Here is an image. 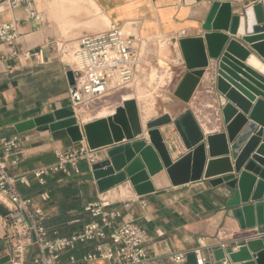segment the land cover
I'll return each instance as SVG.
<instances>
[{
	"label": "crops",
	"instance_id": "crops-1",
	"mask_svg": "<svg viewBox=\"0 0 264 264\" xmlns=\"http://www.w3.org/2000/svg\"><path fill=\"white\" fill-rule=\"evenodd\" d=\"M4 1L0 0V24L14 20L19 22V38L13 50L20 55L18 58L0 62V139L17 135L16 124L72 106L67 78V72L71 68L61 59L58 48L59 41L65 37L63 25L55 16L57 8L67 5L83 8L88 2H95L110 20L112 27L136 22L138 23L136 32L144 38L179 41L184 38H198L205 34L202 27L215 2L230 3L236 10L234 13L242 12L256 2H264V0H62L57 3L59 7L51 8L48 5L42 7L41 12L45 21L38 23L27 20L23 8L3 7ZM236 38L240 36L237 35ZM39 49L44 54L42 65L35 59H26L22 55L26 51ZM11 51L6 46H0V56H5ZM171 62L165 76L158 73L156 81L164 83L174 76L172 88L174 96L186 68L184 62L181 63L174 75L173 69L179 62L177 65H172ZM213 70L214 65L211 64L208 72L212 73L200 81L190 103H185L174 96L168 111L153 119L169 115L175 121L191 112L205 136L222 132L220 128L222 105L214 89ZM134 99L138 101V98ZM75 112L79 124L86 123L81 122L79 116L83 111L75 108ZM140 113V120L145 129L146 122L152 117L151 109L147 107L145 111H139ZM107 116L111 115L104 111L100 113L99 118ZM160 132L173 162L187 154L173 125L162 127ZM25 135L28 141L20 150V161L18 165L8 167V174L15 178H26L28 185L17 182L16 187L23 197L31 198L42 206L47 215L44 225L51 236H70L80 232L85 224L94 220L85 212V208L103 199L109 200L115 209L121 210L122 218L116 222L117 225L132 222L146 230L150 237L146 245L150 264H169V258L181 252L195 253L198 260H202L204 264L213 248L231 245L238 251L248 241L260 240L255 237L258 232L264 231V228L242 230L238 222L229 215L226 199L220 195V188H214L209 180L204 178L198 182L174 187L170 185L166 172H163L153 179L158 193L138 196L130 182L101 193L92 177V165L82 161L79 171L74 172L71 177L64 174L50 176L46 185L40 186L33 172L54 164L59 152L72 151L77 146L67 144L47 129H35ZM144 136L146 133L140 136L139 140H147ZM107 152L108 149L99 150L98 161L107 159ZM174 153L177 155L174 156ZM43 193L50 196L47 202L40 198ZM5 213V207L0 206V264H9L4 240ZM98 245H103V248L107 249L110 247V240H98L79 246L74 251L64 254L61 264H111L101 259L84 260L85 256L96 252ZM71 257L75 260L71 261ZM226 261L229 260L226 258Z\"/></svg>",
	"mask_w": 264,
	"mask_h": 264
},
{
	"label": "water",
	"instance_id": "water-1",
	"mask_svg": "<svg viewBox=\"0 0 264 264\" xmlns=\"http://www.w3.org/2000/svg\"><path fill=\"white\" fill-rule=\"evenodd\" d=\"M234 11L230 3L215 2L202 27L205 34L178 41L186 73L174 96L190 103L213 64L222 132L205 136L191 112L175 121L169 115L149 119L144 129L135 101L126 100L113 115L95 121L79 124L71 106L16 124V133L42 128L69 145L108 149L107 159L91 166L101 193L125 182L138 196L158 193L153 179L163 172L174 187L204 178L220 188L242 230L264 228V2ZM67 78L73 87L71 71ZM73 98L78 102L76 92ZM167 125L174 126L187 151L176 162L160 132ZM145 133L149 143L139 140ZM226 258L228 264H264V239L250 240L238 251L215 247L204 264H224ZM183 264H198L197 255L190 253Z\"/></svg>",
	"mask_w": 264,
	"mask_h": 264
},
{
	"label": "built area",
	"instance_id": "built-area-1",
	"mask_svg": "<svg viewBox=\"0 0 264 264\" xmlns=\"http://www.w3.org/2000/svg\"><path fill=\"white\" fill-rule=\"evenodd\" d=\"M52 0H5L3 7L8 9L23 8L27 20L38 23L45 21L39 10L41 3ZM138 23L113 26L109 30L84 35L78 40L74 53V67L71 68L74 86L70 87L72 106L89 108L107 97L129 89L134 85L146 61V38L136 32ZM19 38V22L9 21L0 24V46L12 51L0 56V62L18 58L13 50ZM26 59H35L44 64L41 49L26 51ZM76 92L78 102H74ZM28 141L25 134H17L0 139V206L5 207L3 216L5 227V246L8 250L9 264H61L62 256L77 247L98 240H110V247L98 245L96 252L84 257L85 261L107 260L111 264H150L146 245L150 237L146 230L132 222L117 225L122 218L120 209H115L107 199L99 200L85 208L94 219L83 226L82 230L70 236H51L45 227L46 212L33 199L23 197L16 184L28 185L25 177L15 178L8 174L9 166L18 165L19 153ZM99 150H91L83 142L76 149L59 152L57 161L33 172L40 186H45L47 178L58 174L71 177L79 171L82 161L91 165L98 162ZM43 202L50 196L40 195ZM125 207H127L125 205ZM255 239H264V231L258 232ZM197 253V252H196ZM190 253L181 252L172 255L169 264H183ZM75 258L71 257V261ZM198 264H203L198 260ZM224 264H228L224 261Z\"/></svg>",
	"mask_w": 264,
	"mask_h": 264
},
{
	"label": "rangeland",
	"instance_id": "rangeland-1",
	"mask_svg": "<svg viewBox=\"0 0 264 264\" xmlns=\"http://www.w3.org/2000/svg\"><path fill=\"white\" fill-rule=\"evenodd\" d=\"M60 1L62 0L41 3L39 10L41 11V8L46 5L51 8L58 6L57 3ZM55 13L58 22L63 25L65 37L64 40L59 41L60 57L70 68L74 67V53L77 50L79 38L112 28L110 20L101 12L95 2H88L86 7L83 8L73 5L59 7ZM146 40V61L134 85L127 90L107 97L97 104H93L89 108H82L83 114H79L81 122L95 121L99 119L100 113H104V111L108 112V115H112L119 107H122L126 100H134L138 112L145 111L147 107H150L152 119L168 111V106L174 100L172 93L175 82L174 76L164 83H158L156 76L158 73L165 76L171 59L177 57L179 60L181 58L179 44L175 39L146 38ZM177 59L174 58L171 64L177 65L179 62ZM178 66L173 69L174 75ZM133 97L138 98V101ZM143 114L145 115V113ZM139 116L141 117V113Z\"/></svg>",
	"mask_w": 264,
	"mask_h": 264
},
{
	"label": "bare ground",
	"instance_id": "bare-ground-1",
	"mask_svg": "<svg viewBox=\"0 0 264 264\" xmlns=\"http://www.w3.org/2000/svg\"><path fill=\"white\" fill-rule=\"evenodd\" d=\"M75 108L80 109V110H83L82 107H80V106H76ZM176 155L177 154L174 153V156H176Z\"/></svg>",
	"mask_w": 264,
	"mask_h": 264
}]
</instances>
